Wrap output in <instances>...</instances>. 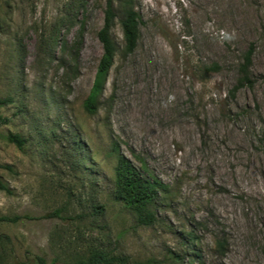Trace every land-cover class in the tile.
Masks as SVG:
<instances>
[{
  "label": "rangeland",
  "instance_id": "rangeland-1",
  "mask_svg": "<svg viewBox=\"0 0 264 264\" xmlns=\"http://www.w3.org/2000/svg\"><path fill=\"white\" fill-rule=\"evenodd\" d=\"M133 1L90 115L105 0H0V264H264V0ZM113 145L165 187L151 226L114 198Z\"/></svg>",
  "mask_w": 264,
  "mask_h": 264
},
{
  "label": "trees",
  "instance_id": "trees-1",
  "mask_svg": "<svg viewBox=\"0 0 264 264\" xmlns=\"http://www.w3.org/2000/svg\"><path fill=\"white\" fill-rule=\"evenodd\" d=\"M118 22L122 36L123 47L120 50L118 45L112 38V29ZM141 18L135 10L133 0H105V9L103 17V25L97 33L98 41L102 47V55L99 59L94 81L89 94L84 101V109L90 114L97 113L102 105V99L105 91L108 74L113 66L116 54L119 52L123 57L131 54L136 48L139 39V28ZM78 39L72 41L69 46V59L66 63L75 66L76 51L78 48ZM64 51V50H63ZM251 50H248L244 56L243 63L239 66V78L237 87H252L253 80L250 73ZM65 64L64 61L61 62ZM72 69V68H71ZM218 68L213 65L208 71H216ZM4 105V101L0 100V107ZM0 117V122H2ZM7 141L15 144L19 149L22 148L24 140L17 134H9ZM261 153L264 155V131L258 142ZM112 151L116 154V165L114 167V198L120 202L122 206L135 214L139 224L151 226L157 222L156 208L159 194L164 191L165 187L152 176H146L136 169L130 161L118 153L115 145ZM7 166L0 165L1 168ZM0 189L8 191L2 184ZM101 209L99 207H95ZM17 218H2L1 221H15ZM190 240L192 238H189ZM223 243L217 242V251L222 253ZM178 261L179 258L173 259ZM120 260L115 257H109L102 250L92 251L86 260L77 262L76 264H112ZM37 264H45L44 259L38 258ZM140 264H157L154 261H148Z\"/></svg>",
  "mask_w": 264,
  "mask_h": 264
}]
</instances>
